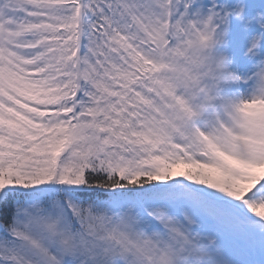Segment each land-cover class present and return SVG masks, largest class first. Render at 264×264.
I'll list each match as a JSON object with an SVG mask.
<instances>
[{
    "label": "snow or ice",
    "instance_id": "snow-or-ice-1",
    "mask_svg": "<svg viewBox=\"0 0 264 264\" xmlns=\"http://www.w3.org/2000/svg\"><path fill=\"white\" fill-rule=\"evenodd\" d=\"M0 264H264V0H0Z\"/></svg>",
    "mask_w": 264,
    "mask_h": 264
}]
</instances>
